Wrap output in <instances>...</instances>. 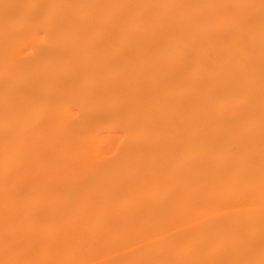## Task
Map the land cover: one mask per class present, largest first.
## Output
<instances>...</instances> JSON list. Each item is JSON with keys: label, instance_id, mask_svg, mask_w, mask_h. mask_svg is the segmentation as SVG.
<instances>
[{"label": "bare ground", "instance_id": "6f19581e", "mask_svg": "<svg viewBox=\"0 0 264 264\" xmlns=\"http://www.w3.org/2000/svg\"><path fill=\"white\" fill-rule=\"evenodd\" d=\"M0 264H264V0H0Z\"/></svg>", "mask_w": 264, "mask_h": 264}]
</instances>
